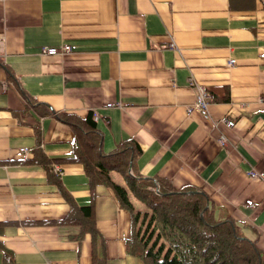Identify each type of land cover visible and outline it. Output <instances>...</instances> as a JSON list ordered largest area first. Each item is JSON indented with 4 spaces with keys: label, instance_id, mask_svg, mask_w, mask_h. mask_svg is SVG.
Returning a JSON list of instances; mask_svg holds the SVG:
<instances>
[{
    "label": "crops",
    "instance_id": "1",
    "mask_svg": "<svg viewBox=\"0 0 264 264\" xmlns=\"http://www.w3.org/2000/svg\"><path fill=\"white\" fill-rule=\"evenodd\" d=\"M0 62V264H92V235L53 223L72 203L92 205L106 264H144L129 211L71 159L58 112L98 113L103 152L132 139L134 174L208 194L264 251V177L247 171L264 170V0H0ZM191 79L209 119L188 112Z\"/></svg>",
    "mask_w": 264,
    "mask_h": 264
},
{
    "label": "trees",
    "instance_id": "2",
    "mask_svg": "<svg viewBox=\"0 0 264 264\" xmlns=\"http://www.w3.org/2000/svg\"><path fill=\"white\" fill-rule=\"evenodd\" d=\"M0 66L6 69L1 62ZM51 112L41 110L44 115ZM54 115L74 129L71 159L83 165L91 184L110 187L119 205L129 211L131 235L126 247L131 255L144 264H264V251L243 235L232 218L215 217L208 194L189 185L177 188L165 177L134 174L130 165H135L141 150L132 139L105 153L93 112L85 117L66 112ZM112 171L121 175L125 185L113 180ZM65 197L71 201L68 194ZM133 200L146 211L137 210ZM94 222L92 205L72 203L70 212L53 223L78 226L74 238L79 241L90 233L95 246L92 264H106L105 239Z\"/></svg>",
    "mask_w": 264,
    "mask_h": 264
},
{
    "label": "built area",
    "instance_id": "3",
    "mask_svg": "<svg viewBox=\"0 0 264 264\" xmlns=\"http://www.w3.org/2000/svg\"><path fill=\"white\" fill-rule=\"evenodd\" d=\"M170 47L172 48H176L174 42H170L168 44ZM71 50V46L69 44L62 46L61 48L58 47H45L43 48V53L48 54V55H59L62 54L63 52L66 51H70ZM229 64L233 65L235 64V60L231 59L229 61ZM190 85H192L193 87L197 88V83L191 79L189 80ZM197 94H196V100L195 102L192 104L191 108L188 110L189 113L192 112H198L203 118L205 119H209V114H208V95H207V91L205 92V90L203 88H197ZM122 106L121 102H118L116 104L110 103L107 106ZM100 118L98 113H94V121H98ZM222 122H224L226 124L227 127L232 128L234 126V120L233 119H228V118H223L221 119ZM221 142H223V139L221 140ZM20 153H28L27 150L25 148H21L20 149ZM248 177L252 178V179H257V178H263L264 177V170L261 172H258L256 170L253 169H248Z\"/></svg>",
    "mask_w": 264,
    "mask_h": 264
},
{
    "label": "rangeland",
    "instance_id": "4",
    "mask_svg": "<svg viewBox=\"0 0 264 264\" xmlns=\"http://www.w3.org/2000/svg\"><path fill=\"white\" fill-rule=\"evenodd\" d=\"M134 205H135V208L137 210H139L141 212L146 211V208L144 207V205L142 203H140V202L137 201Z\"/></svg>",
    "mask_w": 264,
    "mask_h": 264
}]
</instances>
